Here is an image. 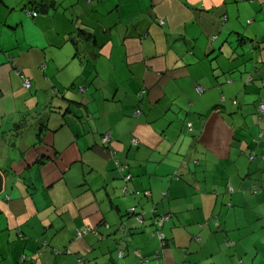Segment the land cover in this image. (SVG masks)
I'll return each instance as SVG.
<instances>
[{"label":"crops","instance_id":"crops-1","mask_svg":"<svg viewBox=\"0 0 264 264\" xmlns=\"http://www.w3.org/2000/svg\"><path fill=\"white\" fill-rule=\"evenodd\" d=\"M260 103L264 0H0V264H264Z\"/></svg>","mask_w":264,"mask_h":264},{"label":"built area","instance_id":"built-area-1","mask_svg":"<svg viewBox=\"0 0 264 264\" xmlns=\"http://www.w3.org/2000/svg\"><path fill=\"white\" fill-rule=\"evenodd\" d=\"M33 14H35V12H33ZM161 22H162V20H161ZM24 84H25V86H29V80L26 79L25 82H24ZM196 89H197V91L200 93V92L203 91L204 88H203L202 86H200V85H196ZM234 101H235V100H234ZM259 110H260V112H263V111H264V103H260V105H259ZM139 113H140V109L137 108V109L135 110V114H139ZM188 125L190 126L191 123L188 122ZM110 140H111V135H110L109 133H104V134L102 135V144H103L105 147H106V145L109 143ZM132 141H133L134 143L137 142V141H135V139H132ZM253 157H254V155L251 154V155H250V158L252 159ZM130 177H131V174H130V173H128V174L125 175V177H124V180H125V184H124V186H123V191H124V192H126L127 190H129V187H128V181H127V180H129ZM253 190H254V191H257L258 189H257V188H253ZM153 211H154V210H153ZM129 212H131L139 222H142V221H143L144 211L136 212L135 207H134V206H131V207L129 208ZM167 217H168V214H167V213H160V214H157V215L155 216V220H154V223H155V231H154V233L156 234V236H157L158 239L160 240L161 246L164 245V242H165V235H164V233H163V231H162V226H163L165 220L167 219ZM88 229H90V228H87V229L85 228V229H83V230H78L77 233H76V235H77V236H80V235H82V233H85ZM122 254H123L122 251H120V252H119V255L122 256ZM78 261L81 262L80 259H78Z\"/></svg>","mask_w":264,"mask_h":264},{"label":"trees","instance_id":"trees-1","mask_svg":"<svg viewBox=\"0 0 264 264\" xmlns=\"http://www.w3.org/2000/svg\"><path fill=\"white\" fill-rule=\"evenodd\" d=\"M28 79V78H27ZM29 80V79H28ZM29 86H30V81H29ZM29 86H26V87H29ZM109 144H110V141H109V143L106 145V147L108 148V151H109V153H111L113 156H115V153H116V151H115V149L114 148H112V147H110L109 146ZM114 163H115V166H116V168L121 172V177H122V180H123V185H122V191H123V186H124V184H125V180H124V177H125V175H127L128 173H130L131 174V172L129 171V169H128V164L127 163H125V162H123V161H121V160H119L118 158H114ZM132 180V174H131V177H130V179L129 180H127L128 181V187H129V190H127L126 192H138L135 188H131L130 187V181ZM124 192V191H123ZM143 193V192H142ZM131 206H134L135 207V210H136V212H140L141 210L140 209H138L137 208V206L136 205H131ZM130 206V207H131ZM129 207V208H130ZM129 208H128V214L130 215V216H132L133 218H135V216L131 213V212H129ZM135 220H137L136 218H135ZM143 221H144V216H143ZM143 221L142 222H139L138 220H137V222H139V223H143ZM164 225V224H163ZM163 227V226H162ZM162 231H163V229H162ZM166 244V240H165V242H164V245ZM162 247H163V245H162Z\"/></svg>","mask_w":264,"mask_h":264}]
</instances>
